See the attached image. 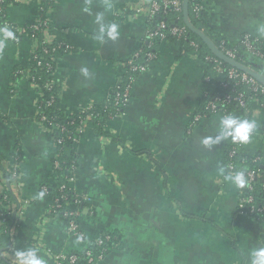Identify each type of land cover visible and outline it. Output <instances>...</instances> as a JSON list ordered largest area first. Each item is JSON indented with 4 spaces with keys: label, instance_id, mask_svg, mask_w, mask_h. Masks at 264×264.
<instances>
[{
    "label": "crops",
    "instance_id": "crops-1",
    "mask_svg": "<svg viewBox=\"0 0 264 264\" xmlns=\"http://www.w3.org/2000/svg\"><path fill=\"white\" fill-rule=\"evenodd\" d=\"M149 1L111 0L106 9L105 0H55L47 36L74 48L54 61L63 114L105 105L122 85L127 62L150 43ZM201 1L216 37L239 39L247 32L259 37L264 0ZM40 4L21 0L7 8V24L17 38L0 53V177L12 205L25 212L15 236L2 237L0 244L12 255L35 248L52 264V253L80 251L84 243L67 232L63 218L48 216L51 195L42 191L56 179L57 147L53 131L37 116L40 91L29 77L35 41L19 31L37 19ZM98 13L119 25L118 40L93 38ZM156 50L122 114L103 124L106 133L92 118L80 120L72 181L84 197L80 225L90 237L111 232L118 238L93 264H249L250 250L264 247V219L241 213L239 187L220 171L231 139L211 147L202 143L217 134L223 114L192 119L204 101L206 64L179 39L160 38ZM260 130L245 145L249 155L262 149ZM16 155L18 178L5 176ZM41 192L43 198H37Z\"/></svg>",
    "mask_w": 264,
    "mask_h": 264
},
{
    "label": "built area",
    "instance_id": "built-area-1",
    "mask_svg": "<svg viewBox=\"0 0 264 264\" xmlns=\"http://www.w3.org/2000/svg\"><path fill=\"white\" fill-rule=\"evenodd\" d=\"M21 1V0H17ZM3 0H0L2 3ZM39 9H42V0ZM168 9H171L175 12H181L183 10V0H150L147 3L145 8L147 18L150 19L155 15L160 13H167ZM193 10L195 13L200 14L204 13V5L201 0H195L193 4ZM50 26V19H40L37 18L33 23L28 26H24L20 28V33L23 34H30L33 32L32 39L35 41L34 49L32 52V59L37 62V65L45 70L46 72H50L53 69V63L55 61L56 55L61 50L70 52L73 50V46L59 40H52L49 36H47L48 30ZM43 28V33L40 37L36 36V31H39ZM170 31V34L176 36L178 39L182 37H186L187 31L186 27L183 25H174L173 27L169 28L168 24L165 21H161L154 29H150L147 32V37L150 41H153L156 38H165L166 37V30ZM222 42V39H221ZM241 43L247 48V51L255 55L256 57L262 59L264 61V38L257 37L252 33H245L241 37ZM195 49H197L198 44L194 41L190 43ZM223 44V42H222ZM228 58L237 61V50L236 49H225L220 46H217ZM141 52V51H140ZM140 52L136 53L133 58H131L127 62V66L132 72H143L146 70V64L139 63L137 59L140 56ZM46 56H50L49 60H47ZM157 55L154 52H147L146 59L153 60L156 58ZM207 60H212L211 57L207 56ZM214 68L216 69L218 75L223 79L220 83V89L224 90L223 93H217L213 98L209 99L204 113L200 110L196 114L193 115L192 119L194 121L200 120L203 116L207 115V112L211 113H222L223 116L227 114H232L228 112L224 104L237 102L241 108H246L247 104L250 101H255L259 105V109L255 112L254 118H257L258 127L264 128V100H260V98H256V96L264 95V83H262L256 76L249 73L247 70L240 71L236 67H224L222 63L219 61L218 58L213 59ZM248 69L258 72L255 68L251 66L244 65ZM261 75H264L260 72ZM31 83L38 88L36 78L32 73V70L29 74ZM236 81L237 84L241 83L245 86L246 90L237 91L235 94H231L225 90L230 88V82ZM135 82V79L132 75L129 76L128 81L123 85L119 86L114 93V96L110 95L108 104L113 103L114 106L118 107V109H122L126 107L131 100V89L132 85ZM53 82L48 83V89L52 90ZM39 89V88H38ZM41 90V89H39ZM43 93L40 91V101H39V110L37 113L38 120L45 126L49 127L51 131L58 130L62 132L67 131V127L61 123H56L54 119L49 118L43 111H42V97ZM59 96V94H58ZM57 96V97H58ZM56 95L52 94L49 99L46 101V105H52L56 99ZM93 107L90 105L85 110H83L80 114H86L84 118H82L81 122L84 120L90 119L91 115L90 110ZM122 114V112H121ZM120 115H118L119 117ZM87 118V119H86ZM260 130V134L263 140V146L261 152L263 156H257L255 160H260L264 158V130ZM81 131V125L77 129V131L73 134V140L76 141L78 139V135ZM55 138V145L56 149V156L53 160V169L55 170L56 179L54 183L58 182V178L60 174L57 170L60 167V155L61 151L59 149V144L63 140V138ZM246 144H238L234 143L232 149L228 152L229 157V164L225 169V174L234 173L236 170L234 169V164L232 159L237 153V147H245ZM19 157L16 155L12 157V162L8 167H5L6 171L5 176H12L14 178H18L20 174L19 170ZM71 173V172H70ZM259 176L254 170L248 173V177L246 179V185L244 188H239V209L241 213L245 215H255L258 213H264V204L259 205L256 202L254 190H255V179ZM5 179L0 177L1 191H0V237L5 236L10 239L15 236L16 231L18 230L19 226L21 225L20 217L24 214V208L5 206L3 205L1 198L6 200L8 198V193L4 191ZM69 181L72 183L74 181L73 175L69 177ZM3 186V188H2ZM67 185L61 184L59 186V192L57 195L51 196V203L49 205L48 216H59L64 219L66 224V230L69 234L75 236L77 239L85 240L84 246L80 251H73V252H59V253H52V264H93L96 261L103 259L105 256L106 248L104 245L109 243L111 240L114 239V236L111 235L109 232H101L96 237H90L87 235L86 231L82 229L79 221V217L81 215V210L79 209V204L83 202L84 197L80 194H76L75 197L69 198V194L66 191ZM42 191L50 194L49 186L43 185ZM30 201H26L25 203L28 205ZM1 242V240H0ZM93 246L101 247V250L98 254L94 252ZM47 252L51 253L50 249L47 248ZM11 252V249H3L2 245L0 244V264H18L16 259H11L8 257L6 253Z\"/></svg>",
    "mask_w": 264,
    "mask_h": 264
},
{
    "label": "trees",
    "instance_id": "trees-1",
    "mask_svg": "<svg viewBox=\"0 0 264 264\" xmlns=\"http://www.w3.org/2000/svg\"><path fill=\"white\" fill-rule=\"evenodd\" d=\"M17 0H3L2 3H0V25L7 24L8 18H7V8L11 4H17ZM55 0H42V9L38 10L37 18L40 19H46L49 18V11L54 5ZM184 2L183 0V10L181 12H175L171 9H168L167 13H160L158 15L153 16L152 18L149 19V28L148 30L154 29L161 21H165L169 28L173 27L174 25H183L186 27V37L179 38V40L182 42L183 46L186 48V50H195L198 51L199 56L202 58V60L206 64V72H205V80H204V89H205V94H204V101L202 102V108L201 111L204 113L206 104L209 99L213 98L217 93H223L224 90L220 89V83L223 80L217 73L216 69L214 68V62L213 59L218 58L219 61L222 63V65L226 68L228 67H236L240 71H245V69L240 68L238 66H235L231 64L229 61L226 59L220 58L216 54L212 52V50L209 48V46L204 42L203 38L201 35L196 31L203 32L207 37H209L215 44L216 46L222 45L223 48L225 49H236L237 50V62L240 64L248 65L251 66L252 68H255L258 73L262 72L264 74V61L262 59L256 57L249 51H247V48L241 43V38L239 39H229L226 37L219 38L216 37L215 32L211 27H209L205 13H200L197 14L193 10V4L195 0H188V8H187V15H188V20L194 27L192 29L187 21L185 20V15H184ZM51 24V23H50ZM50 27V26H49ZM43 33V28H41L39 31H36L35 35L40 37ZM166 37L167 38H174L178 39L176 36L170 34L169 29L166 30ZM31 36L33 35V32H30ZM35 37V36H34ZM242 37V36H241ZM222 39V42H221ZM160 38H156L153 41H149L145 47L140 53L139 58L137 61L139 63H148L146 59V53L151 51L156 53L157 55V50H156V45L159 42ZM191 41H194L198 44L197 49H195L190 43ZM74 50V48H73ZM60 53H67V51L61 50ZM207 56L211 57L212 60H207ZM50 56H46L47 60H49ZM157 58V57H156ZM154 58L153 60H155ZM31 70L32 73L34 74L36 78V83L38 85V88L41 89L39 91H42L43 95L41 97L42 100V111L51 119H54L56 123H61L67 127V131L62 132L58 130H54V135L57 138H63L61 143L59 144V149L61 151V155L59 157L60 159V167L57 172L60 174L58 182L54 183L49 186V192L51 196L57 195L60 193L59 186L61 184H66L67 189L66 191L69 194V198L75 197L77 191L74 189L73 184L69 181V177L73 175V170L75 168V153L73 151V145L75 141L73 140V134L77 131V129L80 127V120L86 116V114H75V115H65L63 114L59 107H58V102H59V89L57 85L54 83V78H53V73H54V63H53V69L50 72H46L45 70L41 69L38 65L37 62L34 61L31 58ZM128 67V66H127ZM246 67V66H244ZM247 68V67H246ZM142 74V72H132L128 68L125 80L123 81L122 85L123 86L127 81L130 75L133 76V78L136 80L137 77ZM261 74V73H260ZM53 82L52 90L48 89V83ZM117 90L114 89L112 93L110 94L113 98L115 91ZM241 90H246L245 86L241 83L237 84L236 81H231L230 82V88L225 90L232 95L235 94L237 91ZM54 94L56 95L57 99L56 101L52 104L47 106L46 101L49 99V97ZM132 95V92H131ZM234 96V95H233ZM256 98H260V100H264V95H257ZM224 107H226L228 112H231L232 115L241 117V118H248L252 119L254 117L255 112L259 109V105L255 101H250L247 104L246 108H241L237 102H231V103H226L224 104ZM123 109H118V107L114 106L113 103H106L105 105L102 106H94L92 110H90L91 118L99 124V132L104 134L106 131H104L102 128L103 124H105L106 120L111 117H116L118 115H121V112H123ZM211 112H207L206 114H210ZM212 114V113H211ZM262 129V127H261ZM264 130V128L262 129ZM254 136V134H253ZM252 136V137H253ZM234 146V143L232 141L229 143V145L226 147L224 151V157L222 160V168L226 169L228 164H229V157H228V152L232 149ZM257 156H263L261 152H256L253 155H249L246 152L245 147L238 146L237 147V153L232 159L233 164H234V169L236 171H244L245 173V178L247 179L248 173L252 170H254L259 176L255 179V198L256 202L259 205L264 204V158L260 160H255ZM1 166V165H0ZM71 172V173H70ZM7 192V191H6ZM8 193V198L6 200L1 198V201L3 202L2 204L5 206H11L13 204V198ZM83 202L79 204V209L82 210ZM256 219H264V213H258L255 215H250ZM215 225L214 223H212ZM216 226V225H215ZM111 235L114 236V239L111 240L109 243H106L104 247L106 248L105 255H108L112 251L113 245L117 241V235L114 233L109 232ZM1 236L0 240H2ZM83 243H85V240H83ZM93 250L96 254H98L101 250V247L93 246Z\"/></svg>",
    "mask_w": 264,
    "mask_h": 264
},
{
    "label": "clouds",
    "instance_id": "clouds-1",
    "mask_svg": "<svg viewBox=\"0 0 264 264\" xmlns=\"http://www.w3.org/2000/svg\"><path fill=\"white\" fill-rule=\"evenodd\" d=\"M111 0H105V8H112ZM88 11L87 8L84 9ZM95 22L98 25V30L94 35V39L100 43L106 40L116 41L120 37L119 25L116 23H106L104 14L98 13L95 17ZM256 32L259 37L264 38V23L257 26ZM16 30L8 24L0 25V53L8 47L10 41L16 40ZM85 76H88L86 68L81 69ZM258 125L255 120L248 118H241L232 114H227L221 117L218 121L217 134L212 137H206L202 140L203 145L211 147L220 144L222 141L231 139L232 143L248 144ZM221 173L225 171L224 168L220 169ZM224 179L232 182L239 188H244L246 185V178L244 171H236L228 173ZM44 193L38 194L37 198H43ZM15 257L18 264H47V261L40 255L35 248H28L25 250H18L15 252ZM249 264H264V247L253 248L248 254Z\"/></svg>",
    "mask_w": 264,
    "mask_h": 264
},
{
    "label": "water",
    "instance_id": "water-1",
    "mask_svg": "<svg viewBox=\"0 0 264 264\" xmlns=\"http://www.w3.org/2000/svg\"><path fill=\"white\" fill-rule=\"evenodd\" d=\"M187 8H188V0H185L184 2V15H185V20L187 21V23L189 24V26L194 29V27L192 26V24L189 22L188 20V15H187ZM195 30V29H194ZM201 37L203 38L204 42L209 46V48L212 50V52L214 54H216L217 56H219L220 58L226 59L227 61H229L231 64L238 66L240 68H243L245 70H247L249 73H251L252 75L256 76L262 83H264V75H261L260 73L253 71L251 69H248L246 67H244L242 64H240L237 61H234L230 58H228L217 46L216 44L209 38L207 37L203 32H200L198 30H196Z\"/></svg>",
    "mask_w": 264,
    "mask_h": 264
},
{
    "label": "rangeland",
    "instance_id": "rangeland-1",
    "mask_svg": "<svg viewBox=\"0 0 264 264\" xmlns=\"http://www.w3.org/2000/svg\"><path fill=\"white\" fill-rule=\"evenodd\" d=\"M253 120L258 121L257 118H254ZM261 142H262V141H261ZM6 254L8 255L9 258H11V259H16L15 255H12L11 252H8V253H6ZM16 260H17V259H16Z\"/></svg>",
    "mask_w": 264,
    "mask_h": 264
}]
</instances>
